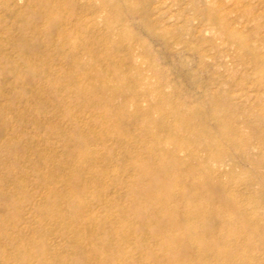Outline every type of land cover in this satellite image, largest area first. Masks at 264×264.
Instances as JSON below:
<instances>
[{
    "label": "rangeland",
    "instance_id": "1",
    "mask_svg": "<svg viewBox=\"0 0 264 264\" xmlns=\"http://www.w3.org/2000/svg\"><path fill=\"white\" fill-rule=\"evenodd\" d=\"M68 27L74 29L70 38L62 32ZM33 40L41 46L23 55L37 69L22 76L30 85L16 84L9 74L24 73L26 61L14 46ZM44 78L55 81V87L40 85ZM0 90V195L8 189L16 195L15 202L0 199V212L17 216L20 200L34 197L42 213L28 209L23 219L31 216L32 227L43 223L53 238L60 231L55 213L65 210L64 219L72 214L64 198L93 202L81 214L88 223L112 214L98 209L101 186L67 193V179L90 182L117 173L125 187L110 195L126 193L134 184L154 186V179L142 175L159 172L149 152L176 159L177 180L201 195L189 198L192 208L211 211L232 201L264 205V0H0ZM57 95L78 119L75 128L65 108H58ZM23 111L28 112L24 117ZM73 135L85 137L92 165L104 174L84 169L86 150L76 152L82 143ZM15 156L16 171L22 173L7 175ZM207 157L224 159V171L213 172ZM38 176L53 181L41 180L33 193ZM181 183L175 177L167 180L157 190L160 199L169 191L181 193ZM235 216V221L241 218ZM129 217L134 221L135 213ZM25 228L21 238L47 234ZM250 230L245 228L242 237ZM79 234L69 233L73 240ZM153 236L180 238L148 235ZM73 240L57 237L50 249L66 256ZM89 241L94 239L84 248ZM261 243L256 248L264 250V238ZM12 248L7 253L16 251ZM125 252L142 256L131 245Z\"/></svg>",
    "mask_w": 264,
    "mask_h": 264
},
{
    "label": "bare ground",
    "instance_id": "2",
    "mask_svg": "<svg viewBox=\"0 0 264 264\" xmlns=\"http://www.w3.org/2000/svg\"><path fill=\"white\" fill-rule=\"evenodd\" d=\"M193 1L203 3L205 0ZM62 30L67 37H72L74 29L68 27L62 28ZM32 31L37 33L38 29H32ZM35 33L32 36H35ZM50 41L48 39L45 42L50 43ZM40 46L41 43L37 40L14 46L13 50L16 54L26 61L24 73L22 70L16 69V72L9 74V76L11 74L14 76L16 84H28L29 82L22 78L23 74H34L37 69V66L30 63L27 57L23 55L24 51H35ZM2 78L3 82L6 83L8 77L3 76ZM31 78L36 79L33 75ZM33 81L36 80H31V82ZM38 82L40 85L48 84L55 87V81L49 78L41 79ZM2 96L3 93L0 92V97ZM55 98L58 108H65V114L71 118V127L75 128L78 119L76 116H72L71 110L63 103L61 96L57 95ZM26 113L28 112L23 111L21 115L24 117ZM46 113L47 111H45ZM37 124L41 125V121L39 120ZM240 127L238 124L235 125L237 131L238 129L240 131ZM73 138L82 143L81 148L76 149V152L83 153L87 148V140L84 136L73 135ZM176 151L184 152L185 150L184 148H177ZM176 151L172 152L175 153ZM84 154L86 155L82 162L84 169L89 167L93 172L99 169V172L105 173V171L92 165L93 160L87 150ZM158 154L157 157H154L153 152H149L150 161L159 169V172L154 175L142 172L143 177L154 179V186L145 183L134 184L128 187L126 193L110 195L109 192L112 189L125 187L124 177H120L117 173L114 176L108 175L106 177L104 175L93 178L90 182L72 176L63 183V186L67 187L65 189L67 193H79L92 185H99L104 195L100 194L95 198L96 203L99 204L98 209L104 212L112 210V214L114 212L113 207H116L117 210H115L116 215L111 214L107 219L93 215L91 222L88 223V219L85 220L81 214L88 208L90 209L94 205L93 202L64 198L62 202L67 209L66 211H72V214L70 218L64 219L65 210L55 213L54 224L60 227L57 237L64 241L65 239L67 241L73 240L71 239L73 235L70 236L69 233L81 232L77 239L73 240L74 249L70 250L66 256L50 249L57 237L53 238L50 235L52 230L49 227L46 228L43 223L32 227L33 218L31 216L28 220L23 219L28 209L34 208L37 213H42V208L34 197L20 200L21 208L17 216H13L12 212L9 215H3L0 212V264H21V262L29 264L26 261L31 262L33 260L41 264H70L69 260L74 264H91L95 259L99 261L97 264H264V250L256 248L264 238L261 237L264 232H262L264 222L261 223V220L264 219V205L257 201L255 203L249 201L248 204L232 201L227 204L221 203L217 209L211 211L202 210L200 207L192 208L189 198L191 196L201 197L200 192L184 189L186 181L181 183L176 177L178 173L176 171L178 166L176 159L166 158L162 152ZM211 159L207 157L205 160L211 170L215 173L223 172L227 162L221 158ZM11 160L13 162L11 167L5 168L9 173L7 175H12L11 173L16 171L18 166L16 156ZM21 171L24 174L27 173L26 170L21 169ZM18 173L22 172L18 171ZM2 177L3 174L0 173V182ZM174 177L183 186V191L181 193L169 191L160 199L162 194L157 191L158 188H163L165 182L174 179ZM36 180L33 188H31L33 193L38 191L36 190L38 182L47 181L50 183V180L53 181L51 177L43 178L41 176H38ZM108 194V199L103 201L102 198L107 197ZM125 197L129 199L127 204H125ZM122 198L124 199L122 200ZM0 199L11 203L15 202L16 195L8 189L3 191ZM52 208L49 206V209ZM224 210L227 211L226 214ZM134 213L137 219L134 218V221L131 222L129 216ZM237 213L241 218L235 221L234 218ZM117 217L119 220H115ZM125 218H128V221L125 222ZM200 223L204 225H200ZM25 227L27 231L32 233L45 230L48 235L45 234L39 239H33L29 235L21 238ZM87 227L89 228L86 229ZM91 227H94V230L90 231ZM247 227H251L252 230L247 237H242L243 231ZM149 234H159L164 237L173 234L179 235L180 238L178 240H158L154 236L148 237ZM91 238L94 239V242L89 241L88 246L84 248L87 240ZM125 245H131L136 251L141 252L142 256L134 257L131 253H126ZM7 247H13L12 249H16V251L7 253ZM22 248H26V254L20 251Z\"/></svg>",
    "mask_w": 264,
    "mask_h": 264
}]
</instances>
